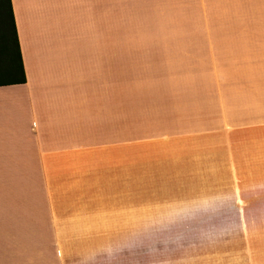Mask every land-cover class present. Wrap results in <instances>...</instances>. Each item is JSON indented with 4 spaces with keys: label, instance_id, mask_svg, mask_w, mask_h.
I'll use <instances>...</instances> for the list:
<instances>
[{
    "label": "crops",
    "instance_id": "crops-1",
    "mask_svg": "<svg viewBox=\"0 0 264 264\" xmlns=\"http://www.w3.org/2000/svg\"><path fill=\"white\" fill-rule=\"evenodd\" d=\"M255 1L11 0L27 82L0 86V187L27 193L18 232L56 236L63 264H149L102 257L103 236L239 212L241 146L264 139V22L241 23V66L119 70L117 6Z\"/></svg>",
    "mask_w": 264,
    "mask_h": 264
},
{
    "label": "rangeland",
    "instance_id": "rangeland-1",
    "mask_svg": "<svg viewBox=\"0 0 264 264\" xmlns=\"http://www.w3.org/2000/svg\"><path fill=\"white\" fill-rule=\"evenodd\" d=\"M255 2L252 6H117L119 70L173 75L192 67L241 66L246 55L241 41L248 39L241 37V29H246L241 23L264 22V4ZM8 21V15H0L1 25L6 27ZM124 76L119 74V81ZM135 77L140 87L153 75ZM240 174L239 212L230 202L226 217L150 219L149 234L103 236L102 257L106 253L149 264H264L263 138L245 140L241 146ZM186 191L190 188H183L182 197H188ZM25 192L0 187V264H63L56 236L19 233L23 229L15 228L16 215L25 220L26 213L19 215L27 212ZM125 243L128 248L120 249ZM73 252L76 258L90 254L78 248Z\"/></svg>",
    "mask_w": 264,
    "mask_h": 264
},
{
    "label": "trees",
    "instance_id": "trees-1",
    "mask_svg": "<svg viewBox=\"0 0 264 264\" xmlns=\"http://www.w3.org/2000/svg\"><path fill=\"white\" fill-rule=\"evenodd\" d=\"M2 14L8 15L9 21L6 27L0 24V86L24 84L27 78L11 0H0V15Z\"/></svg>",
    "mask_w": 264,
    "mask_h": 264
}]
</instances>
